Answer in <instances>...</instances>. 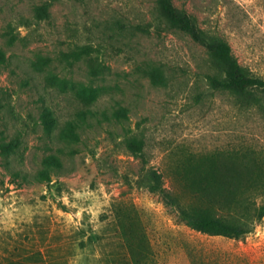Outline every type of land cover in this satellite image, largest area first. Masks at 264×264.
I'll return each mask as SVG.
<instances>
[{"label":"rangeland","instance_id":"obj_1","mask_svg":"<svg viewBox=\"0 0 264 264\" xmlns=\"http://www.w3.org/2000/svg\"><path fill=\"white\" fill-rule=\"evenodd\" d=\"M42 1L0 0V47L9 56L0 66V136L20 140L15 152L0 153V264H129L111 215L117 198L141 210L154 264H264V216L241 237L207 234L136 181L142 164H151L166 187L179 190L173 165L182 153L250 150L262 171L253 167L247 184L262 193L247 201L263 202V90L246 96L212 89L203 46L155 25V0H53L49 16L37 22L33 8ZM173 1L226 38L238 61L264 83V0ZM77 45L92 46L108 66L97 79L105 87L96 102L114 99L129 107L125 123L143 135V151L127 152L121 125L104 122L83 132L76 154L62 155L73 170L37 183L32 179L47 137L37 124L39 90H46L35 60L38 53L56 57ZM149 62L163 66L166 82L151 80ZM50 67L88 80L85 61L70 66L55 58ZM48 91L61 112L74 109L69 93L51 85Z\"/></svg>","mask_w":264,"mask_h":264},{"label":"trees","instance_id":"obj_2","mask_svg":"<svg viewBox=\"0 0 264 264\" xmlns=\"http://www.w3.org/2000/svg\"><path fill=\"white\" fill-rule=\"evenodd\" d=\"M52 1L44 0L34 5L33 17L37 22L49 16ZM155 4V25L164 24L168 29L182 31L203 46L209 66L205 75L212 89L246 93V96H253L256 87L264 92L263 81L238 61L226 38L200 26L195 15L176 6L173 0H155ZM117 23L125 28L120 20ZM136 28L143 29L140 25ZM3 34L6 35V31ZM91 50L90 45H77L71 50H62L56 57L37 54V75L41 76L42 87L46 90L40 91L37 81L40 93L37 124L41 125L47 137L46 151L41 153L32 179L37 183L73 170L67 167L62 155L76 154L79 150L76 146L82 140L83 132L94 126H102L104 122L107 126L121 125V143L127 152L138 155L143 151V135L125 123L130 118L129 107L114 99L103 106L96 102L105 87L97 79L103 78L108 66L96 58ZM55 58L70 66L85 61L88 80L68 77L53 70L50 66ZM8 63L9 56L0 47V66H7ZM145 72L154 83L166 82V71L160 63H147ZM49 85L56 86L60 94L69 93L68 98L74 107L72 111L64 113L57 108V103L48 91ZM260 103L264 107V97ZM53 135L58 139L57 146H53ZM19 144L18 136L7 139L2 135L0 153L10 155ZM260 165L250 155V150H217L211 153L189 151L182 153L173 165V174L180 184L179 190L166 187L163 173L151 164H142L136 181L139 186L158 194L164 205L191 228L211 235L237 238L249 232L253 222L264 216V201L259 204L247 201L250 194L256 196L262 193L252 191L247 184L253 177V167L255 170L257 166L262 171ZM111 215L126 249L128 263L154 264V249L143 224L141 210L134 203L117 198L111 203ZM99 264L109 263L100 259Z\"/></svg>","mask_w":264,"mask_h":264}]
</instances>
